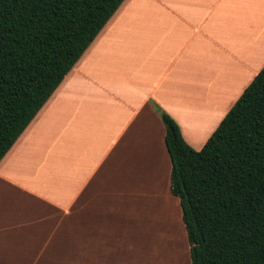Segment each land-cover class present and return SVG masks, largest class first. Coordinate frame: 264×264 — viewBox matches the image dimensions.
<instances>
[{
    "label": "crops",
    "instance_id": "obj_1",
    "mask_svg": "<svg viewBox=\"0 0 264 264\" xmlns=\"http://www.w3.org/2000/svg\"><path fill=\"white\" fill-rule=\"evenodd\" d=\"M263 67L264 0H125L0 162V264H109L182 222L160 110L199 150Z\"/></svg>",
    "mask_w": 264,
    "mask_h": 264
},
{
    "label": "trees",
    "instance_id": "obj_2",
    "mask_svg": "<svg viewBox=\"0 0 264 264\" xmlns=\"http://www.w3.org/2000/svg\"><path fill=\"white\" fill-rule=\"evenodd\" d=\"M125 0H0V162ZM192 264H264V67L201 149L160 110Z\"/></svg>",
    "mask_w": 264,
    "mask_h": 264
},
{
    "label": "rangeland",
    "instance_id": "obj_3",
    "mask_svg": "<svg viewBox=\"0 0 264 264\" xmlns=\"http://www.w3.org/2000/svg\"><path fill=\"white\" fill-rule=\"evenodd\" d=\"M166 199L165 197L161 203L168 204ZM162 210L154 230L153 226H147V219L144 230L139 235H134L138 240L134 238L133 241L139 242V248L134 243L132 249V242L124 249L119 248L115 257L111 256L109 264H192L187 231L178 211L172 204L167 210L163 206ZM146 246L148 249H142Z\"/></svg>",
    "mask_w": 264,
    "mask_h": 264
},
{
    "label": "bare ground",
    "instance_id": "obj_4",
    "mask_svg": "<svg viewBox=\"0 0 264 264\" xmlns=\"http://www.w3.org/2000/svg\"><path fill=\"white\" fill-rule=\"evenodd\" d=\"M192 120V119H191ZM173 238V237H172ZM174 239V238H173ZM156 264H158L159 262H155Z\"/></svg>",
    "mask_w": 264,
    "mask_h": 264
}]
</instances>
